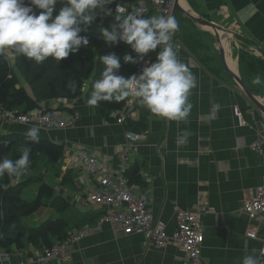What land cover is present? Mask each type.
I'll list each match as a JSON object with an SVG mask.
<instances>
[{"label": "crops", "instance_id": "obj_1", "mask_svg": "<svg viewBox=\"0 0 264 264\" xmlns=\"http://www.w3.org/2000/svg\"><path fill=\"white\" fill-rule=\"evenodd\" d=\"M181 1L186 9L236 33L240 47L264 52V0ZM175 18L178 21L176 41L181 45L178 58L188 65L198 82L189 97L193 107L187 122L177 123L154 117L136 103V112L130 121L138 131H145L147 138L137 144L129 166H138L140 178L135 185L148 191L153 218L162 223L167 234L176 228L178 210H201L204 260L208 264H241L252 249L264 246V220L248 222L242 212L243 200L256 193L264 177L260 157L249 149V144L259 137L264 116L227 75L212 33L181 13L176 12ZM160 50L158 47L147 54L149 64L156 62ZM239 50L232 43L227 58L240 75ZM126 55H130L129 51ZM243 65L246 85L264 102L261 68L258 66L254 71L248 70L245 62ZM257 76L261 83L253 84ZM37 102L42 109L57 105L53 100L37 99ZM214 104L220 105L218 111ZM233 107H238L239 116L233 113ZM74 109L79 118L73 127L40 129L39 137L63 145L64 152L56 163H50L45 157L37 160L52 165L50 168L40 166V176L31 177L39 179L34 198L42 182L53 188V195L43 199V205L36 212L22 219L25 228L36 227L49 217L63 218L68 228L86 223L94 225L101 211L86 202V190L79 182L80 173L70 166L66 149L85 148L112 170H117L118 149L124 143L125 126L118 124L110 111L103 113L96 107H86V100L79 101ZM2 123L0 120L1 133H26L34 126ZM185 131L191 135L187 143L178 148L177 137L183 136ZM55 198L64 199L68 206L61 208L59 201L52 204ZM42 215L48 217L40 220ZM249 229L255 231L256 238L246 237ZM42 247L24 239L22 248L8 251V264H43L31 255L33 250ZM44 264H185V260L184 253L174 244L155 248L145 244L140 234L124 235L119 228L103 224L74 243L65 259Z\"/></svg>", "mask_w": 264, "mask_h": 264}, {"label": "clouds", "instance_id": "obj_2", "mask_svg": "<svg viewBox=\"0 0 264 264\" xmlns=\"http://www.w3.org/2000/svg\"><path fill=\"white\" fill-rule=\"evenodd\" d=\"M57 3L58 0H30L27 4L25 0H0V56H23L36 63L48 58L60 62L77 53L81 46H88L89 39L81 36V31H87L97 18V9L111 15L112 10L107 6L113 0H67L58 13ZM177 30L178 21L174 16L144 18L139 9L124 16L117 15L110 28L101 29L105 43L112 45L122 41L131 46L139 59L158 47L161 50L156 62L150 63L141 74L128 78L117 74L121 67L117 55H102L100 59L105 67L101 78L92 85L86 107H96L102 101L122 102L132 98L154 117L187 122L193 107L189 97L198 82L188 65L178 58V46L173 43ZM123 59L125 63L139 62L132 55H125ZM252 83L260 84V77H255ZM213 107L218 111L220 105ZM39 132L40 128L34 125L25 135L38 143ZM190 135L185 131L183 136H178L177 147L185 145ZM30 164V149L24 147L18 159H0V176L7 174L19 179ZM241 264H264V248L252 249Z\"/></svg>", "mask_w": 264, "mask_h": 264}, {"label": "trees", "instance_id": "obj_3", "mask_svg": "<svg viewBox=\"0 0 264 264\" xmlns=\"http://www.w3.org/2000/svg\"><path fill=\"white\" fill-rule=\"evenodd\" d=\"M134 1L113 0V3L107 6L112 10L111 15L97 9V18L87 31L80 33L81 36H87L89 39L88 46H81L77 53L70 54L68 58L60 62L48 58L43 63H36L23 56H8L7 58L0 56V111L42 110L37 99L51 101L57 98H67L76 99L77 103L87 100L93 91L94 81L101 78L104 70L105 66L100 59L102 55L112 53L117 55L121 64L117 74L125 78L130 77L134 72L135 64L125 63L123 57L126 55L125 49L128 48L127 51L134 58L133 49L122 41L108 45L102 38L101 29L103 27L110 28L111 24L115 22V17L119 15L114 11L116 4L129 5ZM66 2L67 0H58L57 13ZM25 3H30V0H25ZM35 11L37 14L39 13L38 9ZM152 16L155 15L152 10H149L144 18ZM244 62L247 64L248 70L255 71L259 66L263 72L260 77L264 76V59L240 50L238 67L245 84L248 82L242 69ZM256 63H258L257 66ZM253 92L257 95L256 91ZM124 102L102 101L96 108L103 113L107 111L112 113L120 109ZM22 106H24L23 110ZM65 110L72 112L69 107H66ZM124 126L138 131V127L136 128L130 120ZM24 147L30 149L31 164L29 169L36 166L40 157H45L50 163H56L64 152L63 145L47 138L39 137V142L36 143L30 141L25 133L0 132V159L7 158L13 161L18 159L22 155ZM124 175L128 184L135 185L140 178L138 166H128ZM14 179L15 177H9L7 174L0 176V247L7 251L11 248L19 249L23 247L24 239L28 243L39 244L40 247L51 246L56 241L64 239L67 232L73 227L68 228V224L63 218L49 217L40 225L31 228H25L22 225V219L36 212L43 205V199L52 197L53 188L42 182L38 186L34 200L28 202L22 198V191L30 183L39 182V179L31 177L25 180ZM54 201L61 202V208L68 206L64 199L55 198L52 204Z\"/></svg>", "mask_w": 264, "mask_h": 264}, {"label": "built area", "instance_id": "obj_4", "mask_svg": "<svg viewBox=\"0 0 264 264\" xmlns=\"http://www.w3.org/2000/svg\"><path fill=\"white\" fill-rule=\"evenodd\" d=\"M173 5L174 0H135L129 5L116 4L114 11L119 15H127L139 9L145 17L148 11L152 10L156 16H172ZM176 35L177 33L173 36V43L180 49L181 45L176 41ZM134 59H138L139 62L135 64L133 74H141L142 70L150 65L147 55L139 59L138 54L134 52ZM53 101L57 103L56 106L27 112L0 111V117L8 125H36L46 131L73 127L79 118V113L74 109L77 104L76 99L57 98ZM136 105L132 98L125 100L120 109L112 112L115 121L124 126L135 115ZM66 107L73 108L72 112L65 110ZM233 113L239 116L238 107H233ZM146 138L145 131L124 129V143L118 149L117 170H112L105 161L99 160L95 153L85 148L72 146L66 149L70 166L77 168L80 173L79 182L86 190V202L101 211L94 225L86 223L71 228L64 239L56 241L51 246L33 250L31 255L35 261L44 264L56 259H65L74 243L96 226L107 224L119 228L124 235L140 234L145 244L155 248H164L169 244L176 245L184 253L185 264H208L202 255L204 242L202 211L178 210L176 228L172 233L167 234L162 223L153 218L148 191L128 184L124 174L129 166L130 156L135 153L137 144ZM249 149L260 157V164L264 168V126L260 128L259 137L249 144ZM242 212L248 222L264 220V177L256 193L243 200ZM245 235L248 238H256L253 229H249ZM9 261V252L0 247V262L8 264Z\"/></svg>", "mask_w": 264, "mask_h": 264}, {"label": "water", "instance_id": "obj_5", "mask_svg": "<svg viewBox=\"0 0 264 264\" xmlns=\"http://www.w3.org/2000/svg\"><path fill=\"white\" fill-rule=\"evenodd\" d=\"M176 12L181 13L182 15H184V17L188 18L201 27L208 29L212 33V35L214 36L217 53L227 75L230 77L236 87L241 91V93H243L264 116V102L243 82L236 69L234 70L229 64L227 58V50L231 51L232 43H235L240 50L247 51L246 48L240 47L235 33L225 30L221 26L204 19L190 9H186L181 5V0H174L172 16L175 17ZM247 52L264 59V52L260 51V49H249Z\"/></svg>", "mask_w": 264, "mask_h": 264}, {"label": "rangeland", "instance_id": "obj_6", "mask_svg": "<svg viewBox=\"0 0 264 264\" xmlns=\"http://www.w3.org/2000/svg\"><path fill=\"white\" fill-rule=\"evenodd\" d=\"M127 49L128 48H126L125 49V52H127ZM22 80V79H21ZM23 81V80H22ZM22 83V82H21ZM0 120H1V122H3V120L1 119V117H0ZM3 124V123H2ZM11 125V124H10ZM45 165H48V167L50 168V165H52V164H50V163H48V164H45V162H41V161H38L37 163H36V166L34 167V170L33 171H30V169H28V171L22 176V177H20L19 179H17L16 177H15V179L14 180H25V179H27V178H29V177H33V175H34V178L36 177V176H40V172H41V170H39V168H40V166H45ZM39 182H32V183H30L27 187H25V188H27V189H23V191H22V198L24 197V198H26V199H28V200H32L33 198H34V194H33V192H34V190L37 188V184H38ZM85 197V196H84ZM39 211H42V209H40ZM35 216H38L37 215V213H35L34 214ZM50 216V215H49ZM48 216L47 215H42L41 217H40V220H43V219H45V218H47ZM30 219H32V217H30ZM28 222H30V220H27ZM38 222H40V221H38ZM43 247H45V246H43ZM42 247V248H43ZM47 247V246H46Z\"/></svg>", "mask_w": 264, "mask_h": 264}, {"label": "bare ground", "instance_id": "obj_7", "mask_svg": "<svg viewBox=\"0 0 264 264\" xmlns=\"http://www.w3.org/2000/svg\"><path fill=\"white\" fill-rule=\"evenodd\" d=\"M182 2V1H181ZM182 4H183V2H182ZM184 5V4H183ZM187 7V6H186ZM236 34V33H235ZM237 37V36H236ZM241 45V44H240ZM242 46V45H241Z\"/></svg>", "mask_w": 264, "mask_h": 264}]
</instances>
